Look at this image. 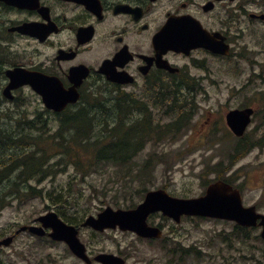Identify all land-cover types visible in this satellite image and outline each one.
<instances>
[{
    "label": "flooded vegetation",
    "instance_id": "flooded-vegetation-1",
    "mask_svg": "<svg viewBox=\"0 0 264 264\" xmlns=\"http://www.w3.org/2000/svg\"><path fill=\"white\" fill-rule=\"evenodd\" d=\"M221 45L230 47L229 56L210 48ZM259 46L264 47V0H0V110L17 106L20 94L41 99L31 83L12 79L16 72L53 78L54 91L77 87L83 95L94 78L106 79L101 70L107 65L128 80L112 86L142 100L180 94L196 102L207 92L201 83L214 61H240L256 55L250 51ZM248 106L257 110L248 103L230 108L225 123L230 110ZM249 127L244 136L234 135L235 142L256 139ZM3 186L12 189L0 198V242L12 240L0 245V264H51V244L69 248L52 239V228L41 220L51 210L35 211L23 221L12 218L27 201L14 187L24 194L43 187L29 182ZM60 217L80 234V223ZM87 251L90 264H100L94 261L98 252Z\"/></svg>",
    "mask_w": 264,
    "mask_h": 264
},
{
    "label": "rangeland",
    "instance_id": "rangeland-1",
    "mask_svg": "<svg viewBox=\"0 0 264 264\" xmlns=\"http://www.w3.org/2000/svg\"><path fill=\"white\" fill-rule=\"evenodd\" d=\"M251 49L256 55H250L249 59L212 63V73L201 83L207 92L198 94L196 105L192 104L195 110L191 124L176 139H152L127 167L97 163L84 170L73 161L61 162L55 166V175L31 180L30 183L43 187L41 193L32 196L29 191L17 192L18 197L27 201L15 209L14 221H23L30 213L50 209L78 224L107 206L117 209L140 203L145 189L164 187L176 196H199L204 193L205 184L219 175L229 176L240 186L245 205L256 204L264 212V145L254 148L232 168L226 166L228 153L232 151L230 146L235 143L225 123V114L230 108L247 103L256 105L258 113L248 134L264 138V47ZM97 84L98 81L91 82L87 93L103 92L105 87ZM18 98V105L6 106L7 110H0V117L22 112L33 117L39 111L45 112L38 95L28 92ZM45 116L51 120L47 131L55 134L57 119L53 114ZM171 118H164V123ZM60 159L56 155L53 162L56 164ZM148 159L150 163L146 166ZM220 162L224 165L214 167ZM140 167L146 169L147 175L138 173ZM149 222L162 227V238L167 243L178 240L182 246L203 250L202 259L192 258L187 264H264V240L259 228L248 229L244 234L232 221L183 217L176 223L161 214L151 216ZM80 238L92 252L120 253L127 264H164L165 251L170 245L162 240H147L130 231L94 232L83 226ZM49 251L51 264H85L74 258L64 244H51Z\"/></svg>",
    "mask_w": 264,
    "mask_h": 264
},
{
    "label": "trees",
    "instance_id": "trees-1",
    "mask_svg": "<svg viewBox=\"0 0 264 264\" xmlns=\"http://www.w3.org/2000/svg\"><path fill=\"white\" fill-rule=\"evenodd\" d=\"M97 81L98 86L105 87L103 92L85 93L73 109L57 114L44 110L33 117L27 112L16 116L9 114L4 116L6 119L0 117V198H6L1 192L12 189L2 187L4 184L31 182L33 179L40 181L48 175H55V166L61 162L68 164L73 161L84 170L86 166L97 163L127 167L152 139H176L191 124L194 100L189 95L160 94L147 102L103 79ZM46 113L57 119L55 134L47 131L50 118L45 116ZM166 117L172 118L164 123ZM261 140L250 141L245 137L238 142L228 153L229 165L254 147H262L264 143ZM56 155L61 159L55 164ZM148 162L146 160V166ZM137 171L145 174L146 169L140 167ZM14 189L21 191L17 187ZM38 193L41 190L30 191L32 196ZM240 230L248 233L247 228L240 227ZM162 241L170 244L165 251L164 264H187L192 258L200 260L204 257L200 248L182 246L178 240L167 243L163 238Z\"/></svg>",
    "mask_w": 264,
    "mask_h": 264
},
{
    "label": "water",
    "instance_id": "water-1",
    "mask_svg": "<svg viewBox=\"0 0 264 264\" xmlns=\"http://www.w3.org/2000/svg\"><path fill=\"white\" fill-rule=\"evenodd\" d=\"M5 1L15 3L17 0ZM211 48L223 54L230 53L228 46ZM101 71L106 74L107 79L110 81H126L110 67L106 66ZM75 74V72L72 73V80ZM36 75L37 77L33 74L22 75L16 72L12 75V79L23 83H31L34 89L41 94L45 105L57 111L64 109L68 103H74L79 99L80 95L75 87L69 90L57 87L59 91H54L52 88L55 86V79L48 77L44 79L42 75ZM80 81H77V85L80 84ZM7 96L13 98L12 94H7ZM253 113L254 109L251 107L232 110L227 114L228 125L235 134L241 136L251 122ZM157 211H162L164 215L174 218L177 222L181 221L183 214H191L235 220L243 226H261V236L264 238V213L259 212L255 205L245 206L240 189L224 180H218L210 184L204 195L193 198L174 197L163 188L150 190L147 192L144 201L136 208L114 209L108 206L98 216H89L83 225H90L98 230L119 226L123 230L135 231L143 237H162V229L148 223L149 215ZM41 220L49 223L48 226L52 227L53 231L50 233L52 238L66 241L76 255L88 263L91 262L86 253L85 244L78 237L76 227L65 223L55 211L43 216ZM30 228L35 232L39 230L36 227ZM11 240L12 237L6 238L0 242V245L8 244ZM95 259L104 264L126 263L122 256L113 253H100Z\"/></svg>",
    "mask_w": 264,
    "mask_h": 264
}]
</instances>
